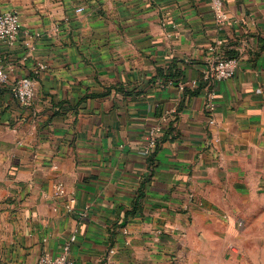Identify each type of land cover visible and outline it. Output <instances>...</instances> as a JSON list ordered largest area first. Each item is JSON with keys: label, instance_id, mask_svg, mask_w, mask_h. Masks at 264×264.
Here are the masks:
<instances>
[{"label": "crops", "instance_id": "0c3cea01", "mask_svg": "<svg viewBox=\"0 0 264 264\" xmlns=\"http://www.w3.org/2000/svg\"><path fill=\"white\" fill-rule=\"evenodd\" d=\"M8 9L40 35L0 41V264H36L74 229L75 264H264V0H226L221 22L211 0H0ZM217 41L238 65L212 83L210 111L201 69ZM23 75L30 105L11 90Z\"/></svg>", "mask_w": 264, "mask_h": 264}, {"label": "built area", "instance_id": "2783aa9c", "mask_svg": "<svg viewBox=\"0 0 264 264\" xmlns=\"http://www.w3.org/2000/svg\"><path fill=\"white\" fill-rule=\"evenodd\" d=\"M225 1L226 0H211V7L214 12L215 19L220 22L225 19ZM76 10H81V7H78ZM20 34L23 35L25 44L27 45L30 44V40H32L33 37H38L40 35L37 31H32L27 27H23L20 23L19 14L14 9L1 11L0 41L12 45L16 43ZM219 43L220 41H217L208 46V50L211 54L206 57L205 64L201 69V80L204 82V86L209 89L206 108L210 111L215 106L213 101L214 91L211 86L212 83L231 77L238 65V58L236 56L220 54L217 52ZM39 67L42 68L45 67V65L40 64ZM6 77V72L0 67V81H4ZM180 87H182V84H180ZM11 90L19 103L22 105H30L35 97L36 80L28 75L20 76L13 82ZM165 121L166 117H162L158 123L154 124L149 129L148 137L141 146L142 154L148 156L154 152L162 134L163 124ZM209 121L212 122L213 119H210ZM53 190L55 196H66L65 206L69 211L75 209V198L72 194L66 195L65 186L61 181L54 183ZM84 215L85 212L83 210L78 211L79 217ZM75 239L76 230L74 229L63 241L59 252L55 254H51L49 252L42 253L38 257L36 264H75L74 259L70 256V247Z\"/></svg>", "mask_w": 264, "mask_h": 264}, {"label": "rangeland", "instance_id": "374dc122", "mask_svg": "<svg viewBox=\"0 0 264 264\" xmlns=\"http://www.w3.org/2000/svg\"><path fill=\"white\" fill-rule=\"evenodd\" d=\"M248 216L251 217V220L248 223V226L251 228V234L253 235V237H256V234H257V236H259L258 233L260 230L259 229L257 230V228H258V223L260 224V214H255V213L252 214L251 213V215H248ZM1 221H2V218H1V211H0V223H1ZM0 232H1V227H0ZM253 240L255 241V239H253ZM0 242H1V236H0ZM251 243H253L252 240H249V244H251ZM247 248H248V251L250 252V249H252L253 246L248 245Z\"/></svg>", "mask_w": 264, "mask_h": 264}, {"label": "trees", "instance_id": "16d2710c", "mask_svg": "<svg viewBox=\"0 0 264 264\" xmlns=\"http://www.w3.org/2000/svg\"><path fill=\"white\" fill-rule=\"evenodd\" d=\"M230 56H234V55H230Z\"/></svg>", "mask_w": 264, "mask_h": 264}]
</instances>
